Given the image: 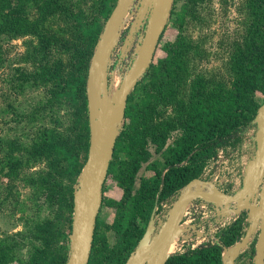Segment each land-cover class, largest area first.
<instances>
[{
	"label": "trees",
	"instance_id": "1",
	"mask_svg": "<svg viewBox=\"0 0 264 264\" xmlns=\"http://www.w3.org/2000/svg\"><path fill=\"white\" fill-rule=\"evenodd\" d=\"M196 1L198 0H187L178 10L176 1H174L168 26H177L183 29L188 22L186 20L187 15L190 16V19L197 18L196 9L193 6ZM101 2L102 7L99 13L94 16H84L82 10L73 14L76 21L75 27L80 35L87 40V45L77 48L74 42L68 40H65L61 45L63 52L72 57H77L75 71L68 76L66 70L70 64V58L67 60L68 63L63 60L59 61L55 70L44 63L45 59L46 61L49 59L50 50L47 43L50 42L51 38H54L52 35L54 29L50 25L43 37L48 42L40 37L42 43L40 46L33 45L31 40H26L25 43L26 47L28 45L25 52L27 60L32 64H39L44 71L43 77H46L47 80L57 82L60 87L57 93L58 97L72 100L79 105V111L84 116L86 114L87 120H85V127H83L88 139L85 158L82 162L79 161V156L75 153L74 147L69 146L63 136L58 138L55 130L45 137L42 136L47 133V130L39 134L34 132L33 136L30 137L32 142L29 150H27L28 142L22 143L16 140L15 143L6 140L3 156H0V211L11 210L12 212L11 206L19 203L18 200L13 203V197H15L13 184L6 186V181L1 178L5 169L8 170L7 175L10 178H15L20 175V169L23 166L35 162L44 154L55 153L67 161L68 173L72 181L77 182L80 176L88 158L89 140L91 138L87 98L89 67L97 41L116 6L117 0H102ZM25 4L26 0H18V4L15 5L16 8H11L10 11L5 12L4 10L10 7L8 6L10 2L9 0H0V36L12 30H18L20 35L37 34L38 25L36 21L25 23L17 20L22 17ZM241 4L249 13V19L245 25L243 38L239 40L236 37L228 42V44L230 43L229 68L233 73L230 86L223 80L208 81L203 74H198L191 83V103L187 107L185 100L179 98V92L187 85L191 78L189 76L196 68L197 63L195 57L187 54V50L193 49L194 52H200V50L197 43L185 40L184 37L180 36L171 48H168V57L159 59L157 65L153 61L150 69L144 75V79L147 78L148 83L140 87L142 83L139 81L130 94L125 115L131 119L130 130L126 132L128 135L124 136L122 133L118 137L115 147L116 150H124L127 153V161L119 160V156L115 152L108 173L109 175L113 171L114 165L117 164L118 167L120 165L118 175L123 178L121 185L126 194L129 195V215L125 226L122 225L121 220H117L115 223V228L119 234L118 246L101 250L102 253L106 254V258L112 260L108 264L126 263L146 231L157 196L160 200L176 196L191 180L202 175L208 161L215 157L221 148H235L240 145L245 131L255 125L253 121L262 104L256 99L255 91L259 90L264 94V0H242ZM2 7L6 9L3 10ZM44 14L40 24L42 27H46L47 23L50 24L55 19L54 16L50 19L47 13ZM12 17L16 18V21L19 22L18 25L13 23ZM1 53L0 50V56ZM26 80L31 81V77L26 76ZM139 90L143 92L141 101L136 98ZM174 102L177 103V111L183 116L180 119L182 133L175 140V144H170L165 148L167 130L171 129L174 119L158 120L160 115L155 113V108L159 104L168 106ZM183 109H185V115L181 114ZM155 114L157 115L156 118H154ZM25 115L27 119H35L34 111ZM153 119H156L157 123ZM149 127H156L152 136L149 135ZM149 140L156 143V152H162L164 156L163 169L165 170L158 169L159 162H155L156 176L154 178L142 177L139 188L133 194L135 174L141 167L142 160H149L148 157L151 155L145 149ZM20 150L21 153L18 155ZM10 178L9 180L12 181ZM24 179L26 180L27 177ZM32 180L27 179L32 186L35 185L38 192H43L41 196H45L46 202L53 201L52 197L58 194L60 188L48 177L43 178L40 182H36L35 178ZM105 184L104 193L106 192ZM41 196L37 197L38 200ZM69 196L73 207V190ZM72 211L74 210L72 209ZM242 214L220 230L219 241L208 242L195 248H188L182 253H176L165 264H224V249L234 245L244 235L247 222L245 213ZM72 221L71 217V230ZM27 238H29L27 229L18 231L17 234L0 235V264L21 262L22 258L18 253L26 244ZM29 242L31 241L29 240ZM98 242V225H96L92 253L88 264H100V260H94ZM32 244L41 255L40 260H43L42 248H38L35 243ZM253 251L255 252V249ZM239 264L246 263L241 262Z\"/></svg>",
	"mask_w": 264,
	"mask_h": 264
},
{
	"label": "rangeland",
	"instance_id": "2",
	"mask_svg": "<svg viewBox=\"0 0 264 264\" xmlns=\"http://www.w3.org/2000/svg\"><path fill=\"white\" fill-rule=\"evenodd\" d=\"M102 0H26V7L21 20L25 23L37 22V34L28 33L24 35L18 34V30L3 33L0 36V156L4 153V142L11 140L16 143L28 142L27 150H29L30 137L33 133L39 134L47 130V134L51 131L57 134L58 138L64 137L69 146L74 147L75 153L79 156V161H83L86 155L87 146V133L83 129L85 120L87 118L79 111V105L72 100L60 99L57 95L60 90L59 85L54 80H47L43 77V69L39 64L30 63L25 55L26 40L33 41V45L40 46L41 38L46 35L49 25L52 29V35L48 42L49 59L44 63L55 70L59 61L69 63L66 75L75 71V61L77 57L71 56L63 52L61 46L65 40L72 41L77 45V48L85 47L87 40H85L77 31L73 14L83 11L84 16H94L99 13L101 9ZM177 10L181 8L187 0H175ZM10 7L7 9L2 7L5 12L10 11L11 8H16L18 0H9ZM24 3V1H23ZM242 0H198L193 5L196 9L195 14L197 18L190 19L187 15L185 27L180 29L175 26H168L162 36L158 50L154 59L157 65L159 59L168 57V48L177 41L180 36L185 40H191L197 43L200 52H194L193 49L187 50V54L196 58V68L193 70L191 77L187 82L185 88L179 92V98H183L186 106L189 107L190 98L192 95V81L198 74H203L208 81L223 80L230 86L233 79V73L229 68V40L233 38H243L245 25L249 19V13L241 6ZM7 7V6H6ZM26 8V9H25ZM50 9V10H49ZM44 13H47L49 18L55 19L46 27H42ZM13 23L16 25L19 22L15 17H12ZM127 31V28L125 32ZM56 32V33H55ZM139 37V36H138ZM138 42V41H137ZM69 44V43H68ZM133 52L129 51L126 59L120 61L119 53L113 56L111 64V80L116 83L117 79L114 77H121L125 73L127 60L131 58ZM173 75V73H172ZM171 75V76H172ZM26 76L31 77V81L26 80ZM141 85L148 83L147 78L144 77L140 80ZM111 83V84H112ZM110 84V85H111ZM140 89V88H139ZM143 96V92L139 90L136 98L139 101ZM256 99L263 103L264 94L259 90L255 91ZM128 105V104H127ZM177 103L163 106L159 104L156 106L155 113L159 114L158 120L174 119L171 124V129L167 130V143L166 147L170 144H175V140L181 136V117L176 108ZM185 109L181 114L185 115ZM35 113V119H27V113ZM154 118H156V115ZM37 115V116H36ZM31 118V117H30ZM157 123L156 119H153ZM131 119L125 116V120L120 126V134L124 136L130 130L129 126ZM141 128V127H138ZM156 127H149V135L152 136ZM137 129V127H135ZM256 127L252 126L244 133V137L240 145L236 147L238 154L232 156L227 163H223L219 158H211L202 173L201 177L205 179H212L214 174L221 173L228 179L232 177L235 181L241 180L240 174L242 173L243 163L251 157L255 150V137ZM35 134V135H36ZM156 135V134H154ZM90 142V140H89ZM156 143L149 140L145 149L151 153L148 157L149 160L141 162V167L135 174V183L132 193L135 194L140 186L142 177L154 178L156 176L154 164L158 169L164 168V156L162 152H156ZM119 156V160L127 161V153L124 150L115 149ZM114 152V153H115ZM231 150L226 152V155L231 154ZM21 150L18 152L20 155ZM28 156V154H26ZM40 159V160H39ZM37 158L35 162L23 166L20 175L15 178L8 176V170H4V175L1 177L6 181V186L13 184L14 202L18 200L19 203L12 205L11 210L0 211V235L17 234L18 231H25L29 238L25 241L21 251L18 253L22 258L21 262H14L13 264H66L70 255V239L67 235L70 233V218L73 219L74 211L71 206V197L69 194L75 191L77 182L72 181L68 173V164L64 157H59L55 153L44 154ZM120 165H114L113 171L108 175L106 180V192L103 195L105 203L102 205L98 216V247L95 251L94 260H100V264H108L110 260L102 253L104 249L114 248L118 246L119 234L115 228L117 220H121L123 226L127 223L128 218V203L129 195L122 187V177L118 174ZM165 169H163L164 171ZM236 172V173H235ZM29 181L40 182L43 178H49L60 189L58 194L53 196L49 203L46 202L45 196H41L43 192H38L35 185L32 186ZM9 178L12 180L10 181ZM79 179V178H78ZM77 179V181H78ZM242 182V181H241ZM233 184V183H232ZM241 184V183H240ZM238 186L225 187L226 192H234ZM39 200L37 197H39ZM158 197V196H157ZM37 200V201H36ZM39 201V202H38ZM259 197L256 196L253 200L258 203ZM157 202V200H156ZM194 204V205H193ZM196 203L190 204L186 208L183 216L180 232L177 236L182 234L184 228L189 229V233L204 229L215 237H219V232L229 222L235 221L223 217L221 214L204 211L200 207H195ZM161 204L154 205V208L159 207ZM163 205V203H162ZM16 207V209H15ZM153 208V209H154ZM161 208V206H160ZM159 208V209H160ZM197 209V212L195 211ZM153 212V211H152ZM245 216L247 217V213ZM126 216V218H125ZM150 220V219H149ZM225 224V226H224ZM259 230L252 236L250 243L244 248L240 256L236 260V264L244 262L246 264H254L255 252L253 251L256 246ZM29 240L31 242H29ZM179 242V241H178ZM35 243L38 248H42L43 260H40V254L37 249H34ZM178 250L179 245H176ZM180 243V242H179ZM136 248V247H135ZM189 248V247H188ZM133 252V251H132ZM131 252V253H132ZM178 253L174 252L172 255ZM229 254V249L224 251L225 257ZM35 258L36 260H32ZM32 260V261H31Z\"/></svg>",
	"mask_w": 264,
	"mask_h": 264
},
{
	"label": "water",
	"instance_id": "3",
	"mask_svg": "<svg viewBox=\"0 0 264 264\" xmlns=\"http://www.w3.org/2000/svg\"><path fill=\"white\" fill-rule=\"evenodd\" d=\"M174 1L117 0L97 41L87 81L90 146L74 191V214L69 234L71 247L66 264H88L90 261L103 204L104 184L120 126L125 120L128 99L154 61L160 40L168 27ZM120 42V61L126 59L132 49L133 52L127 60L129 65H126L124 75L114 77L119 83L110 101V84L116 81H110V68ZM253 123L256 127L255 150L244 163L239 187L230 193L219 188L213 179L200 176L191 180L174 197L159 224L156 223V208L153 210L144 235L125 264H160L163 257L165 260L162 264H165L172 256L168 254L172 243L179 245L181 237L187 238L185 230L188 228L177 236L186 208L195 202L209 205L215 213L229 219H237L243 212L247 213L244 235L234 245L224 249H229L227 257L223 252L224 264H236L237 258L258 230L254 264H264V102ZM256 196L259 197L257 204L253 202Z\"/></svg>",
	"mask_w": 264,
	"mask_h": 264
},
{
	"label": "built area",
	"instance_id": "4",
	"mask_svg": "<svg viewBox=\"0 0 264 264\" xmlns=\"http://www.w3.org/2000/svg\"><path fill=\"white\" fill-rule=\"evenodd\" d=\"M121 44H122V42H120V44L118 45V47H117V49L115 50V53H114V55H115L116 52H118L120 58H121V48H120ZM128 65H129V63H127V66ZM228 150L232 151L229 156L226 155V152ZM238 151L239 150L236 149V147L235 148H230V147L229 148H221L218 151V154L214 158H216V159L219 158L223 163L226 164L227 161H229L232 156H236L238 154ZM244 163H243V167H242V173L240 174L241 180H242V175H243ZM204 170H203V172H204ZM212 179H213L214 183L219 188H221L222 190H224L225 187H227L229 185L230 186H238L241 183V180L239 182H237V181H235V179L233 177L231 179H228L225 176L224 177L221 176V173L219 171H218V173L214 174V177ZM195 207H200L204 211V213H207V211L209 213V212H212L214 210L211 206L206 205L204 203H196ZM195 211L197 212V209H195ZM158 216H159V214H158ZM164 216H165V214H164ZM234 220H236V219H234ZM230 223L231 222H229L228 224H230ZM224 226H225V224H224ZM185 231H186V234H187V238L186 239H182V237L180 238V244H179V247H178V250H177L178 253L184 252L186 249H188V247L189 248H195V247H197V246H199L201 244H206L208 242H214L215 239H218V237H215V235H213V234H211L209 232H206L204 229H198L197 232L193 231L191 233H189V229H186ZM213 237H214V239H213Z\"/></svg>",
	"mask_w": 264,
	"mask_h": 264
},
{
	"label": "flooded vegetation",
	"instance_id": "5",
	"mask_svg": "<svg viewBox=\"0 0 264 264\" xmlns=\"http://www.w3.org/2000/svg\"><path fill=\"white\" fill-rule=\"evenodd\" d=\"M175 197V196H174ZM174 197H170V198H167V199H164V200H160L159 197L156 198L157 202L155 201V206L158 204H161V208L160 206L156 208V215L159 214L158 218L156 219V223L159 224L160 221L162 219L165 218L164 214L167 213V211L169 210V206H171V203L173 202L172 200L174 199ZM163 203V205H162ZM195 203H198V202H195ZM160 208V209H159ZM155 209V208H154ZM153 209V210H154ZM244 213V212H243ZM152 215V214H151ZM243 215V214H241ZM150 221V220H149ZM149 224V223H148Z\"/></svg>",
	"mask_w": 264,
	"mask_h": 264
},
{
	"label": "bare ground",
	"instance_id": "6",
	"mask_svg": "<svg viewBox=\"0 0 264 264\" xmlns=\"http://www.w3.org/2000/svg\"><path fill=\"white\" fill-rule=\"evenodd\" d=\"M118 81L116 82V83H112L111 85H110V101H112L113 100V97H114V95H115V92L117 91V89H118ZM175 250H176V247H175V242L174 243H172V245H171V247H170V249H169V251H168V254H173L174 252H175ZM164 260H165V257H163L162 258V260H161V263L160 264H162L163 262H164Z\"/></svg>",
	"mask_w": 264,
	"mask_h": 264
}]
</instances>
